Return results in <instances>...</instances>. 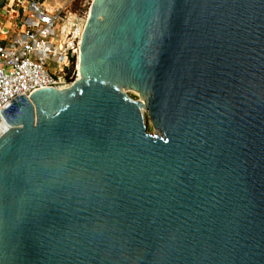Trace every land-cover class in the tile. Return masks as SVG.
Returning a JSON list of instances; mask_svg holds the SVG:
<instances>
[{
	"label": "water",
	"instance_id": "obj_1",
	"mask_svg": "<svg viewBox=\"0 0 264 264\" xmlns=\"http://www.w3.org/2000/svg\"><path fill=\"white\" fill-rule=\"evenodd\" d=\"M79 54L0 111V264H264V0H94Z\"/></svg>",
	"mask_w": 264,
	"mask_h": 264
},
{
	"label": "built area",
	"instance_id": "obj_2",
	"mask_svg": "<svg viewBox=\"0 0 264 264\" xmlns=\"http://www.w3.org/2000/svg\"><path fill=\"white\" fill-rule=\"evenodd\" d=\"M66 20L64 8L40 0H15L0 9V111L10 113L6 105L19 95L28 99L34 91L63 90L77 81L80 38L76 45L68 39Z\"/></svg>",
	"mask_w": 264,
	"mask_h": 264
},
{
	"label": "rangeland",
	"instance_id": "obj_3",
	"mask_svg": "<svg viewBox=\"0 0 264 264\" xmlns=\"http://www.w3.org/2000/svg\"><path fill=\"white\" fill-rule=\"evenodd\" d=\"M8 1L10 0H0V6L2 7ZM40 1L43 2L45 6L51 9L64 8V12L68 19L65 22V28H66L65 33L68 32L70 33L68 39L74 38L75 39L74 45H76V42L78 41L77 37L80 39L82 37L84 26L89 16V10L94 0H40ZM74 65H75V58L72 59L71 62L69 63V66L71 68H73ZM119 90L124 95H126L130 100L136 102L138 101L139 103H141L142 106H145V98L138 92L126 87H119ZM141 100L143 101V103L141 102ZM143 117L148 133L155 134L156 131L153 128L146 112L143 113Z\"/></svg>",
	"mask_w": 264,
	"mask_h": 264
},
{
	"label": "bare ground",
	"instance_id": "obj_4",
	"mask_svg": "<svg viewBox=\"0 0 264 264\" xmlns=\"http://www.w3.org/2000/svg\"><path fill=\"white\" fill-rule=\"evenodd\" d=\"M84 31V30H83ZM83 34V33H82ZM81 40H82V37H81V39H80V45H81ZM77 69H78V78H77V81L78 80H80L79 78H80V54H78V59H77ZM76 81V82H77ZM75 84V83H74ZM72 86V85H71ZM70 86V87H71ZM70 87H66L65 89H63V90H67L68 88H70ZM137 92V91H136ZM135 92V93H136ZM140 94V93H139ZM141 102L143 103V101L141 100ZM141 104V103H140ZM141 111H142V113H144V112H146L147 113V110H146V108H145V106H142L141 105ZM157 133V132H156Z\"/></svg>",
	"mask_w": 264,
	"mask_h": 264
},
{
	"label": "crops",
	"instance_id": "obj_5",
	"mask_svg": "<svg viewBox=\"0 0 264 264\" xmlns=\"http://www.w3.org/2000/svg\"><path fill=\"white\" fill-rule=\"evenodd\" d=\"M14 1L15 0H10V1L6 2L2 7L0 6V9L3 8V7H6V6L10 5V4H12V2H14Z\"/></svg>",
	"mask_w": 264,
	"mask_h": 264
}]
</instances>
